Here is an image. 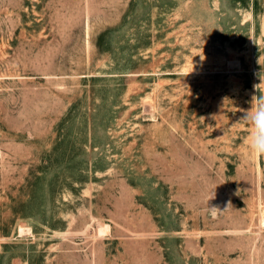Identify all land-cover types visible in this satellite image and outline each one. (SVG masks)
Wrapping results in <instances>:
<instances>
[{"label":"rangeland","instance_id":"374dc122","mask_svg":"<svg viewBox=\"0 0 264 264\" xmlns=\"http://www.w3.org/2000/svg\"><path fill=\"white\" fill-rule=\"evenodd\" d=\"M253 97L264 0H0V264H264Z\"/></svg>","mask_w":264,"mask_h":264},{"label":"clouds","instance_id":"9594fccd","mask_svg":"<svg viewBox=\"0 0 264 264\" xmlns=\"http://www.w3.org/2000/svg\"><path fill=\"white\" fill-rule=\"evenodd\" d=\"M256 106L255 109L247 111L242 120L248 121L252 125V134L250 137V148L256 154H264V97H253ZM216 209V208H211Z\"/></svg>","mask_w":264,"mask_h":264}]
</instances>
